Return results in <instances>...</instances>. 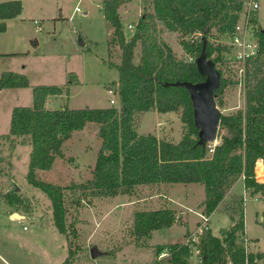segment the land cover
Returning a JSON list of instances; mask_svg holds the SVG:
<instances>
[{"label":"rangeland","instance_id":"1","mask_svg":"<svg viewBox=\"0 0 264 264\" xmlns=\"http://www.w3.org/2000/svg\"><path fill=\"white\" fill-rule=\"evenodd\" d=\"M258 2L257 27L264 30V0ZM22 4V14L9 21L6 32L0 33V76L4 72H16L29 81L27 88L0 90V246L5 247L6 251L1 254L9 264H62L70 253L69 264H167V249H164V257L163 251L158 254L157 249L183 241L187 232L198 237L196 231L205 222L198 217V222L194 223L181 215L176 223L178 225H174L165 235L154 232L138 239L133 232V216L138 211H151L154 208L151 207V192H154L151 186L139 187L131 195L109 198L94 197L90 195V190L79 188L92 179L100 148L98 125L88 124L86 129L64 143L61 147L62 157H55L50 170L36 171L38 180L64 190L66 235H61L51 223L52 208L47 196L28 184L29 141L26 138L3 137L9 133L12 110L30 107L33 102L32 88L36 86L64 89L62 95L49 97L44 105L47 110L64 107L118 108V98L114 97L118 73L110 65L121 62V51L116 44L110 43L113 30L110 31L103 17L102 0H22ZM77 6L80 11L73 14ZM151 12V0H122L119 16L125 40L135 33H130L126 26H136L142 15ZM156 25L157 40L169 46L178 60L186 58L180 45V34L168 32L160 23ZM196 38L187 37L185 40ZM209 41L223 49L221 59L215 65L223 85L215 96L217 109L222 116L234 115L244 110L245 100L244 88L238 84L228 61L229 40L220 36ZM140 56V45H137L133 55L135 64L139 63ZM109 88L114 96L108 92ZM111 99L114 104H110ZM154 112L135 117L136 132L178 143L187 129L180 121L181 112L167 115ZM218 133L222 135L225 132H217V144L220 142ZM257 167H260L259 173ZM254 173L257 183H263L264 165L256 164ZM194 187L197 188V200L204 199L203 186ZM11 212L25 217L19 220L14 214L13 222L8 217ZM241 213L244 215V228L236 233L235 244L245 251L247 240L246 249L253 256L250 264H264V197L260 194L252 195L238 182L234 192L227 194L214 214L213 230L226 225L217 233L222 240L224 236L221 231L232 227L230 222H221L223 215L237 221ZM206 223L209 229L211 221ZM39 236L42 239L46 236L48 242L53 240L54 249L58 246L55 242L58 239V257L51 256V259L49 256L48 260L42 259L40 262L32 255L40 253ZM163 243L168 245L161 246ZM22 248H26V252ZM92 251L96 252L95 256L91 254ZM224 259L225 264H232L228 254L224 255ZM188 264H201L194 247L191 248Z\"/></svg>","mask_w":264,"mask_h":264},{"label":"trees","instance_id":"2","mask_svg":"<svg viewBox=\"0 0 264 264\" xmlns=\"http://www.w3.org/2000/svg\"><path fill=\"white\" fill-rule=\"evenodd\" d=\"M121 4L122 0H102L101 7L104 19L113 30L110 43L121 51L120 64L110 65L118 73L115 83L118 108L47 110L46 99L62 95L64 89L36 86L32 88V105L12 110L9 133L3 136L29 141L31 152L26 179L49 199L57 231L67 234L64 190L38 180L36 171L50 170L55 157H62L63 143L91 123L99 126L101 144L92 179L79 186L90 190L91 196L131 195L135 189L151 185L198 184L205 191L202 203L205 217L217 209L240 179L245 190L264 197V182L257 183L254 173L257 161L264 165V30L258 31L259 56L247 66L244 110L220 116L218 132L225 133H218L220 142L211 155L206 146L197 144L198 131L188 91L184 87L164 88L167 83L204 81L195 61L204 43L207 59L215 65L220 61L223 49L209 39L228 37L232 33L242 11V0H151L152 12L139 18L129 40H125L122 32ZM21 11L20 0H0V33L6 31L4 22L17 18ZM157 23L168 32L180 34L186 58L178 60L169 46L157 40ZM187 37L197 38L187 41ZM137 45L141 56L135 64L133 55ZM27 87L29 81L22 74L4 72L0 76V90ZM151 111L181 112L180 121L187 129L178 143L160 140L152 134H137L135 117ZM230 220L234 224L229 230L221 231L222 240L213 236L210 229L203 230L199 236L195 248L201 264H225V254L232 264H244L243 250L235 244L236 233L244 228V215L241 213L237 221ZM176 222L175 212L169 209L138 211L133 216V232L136 238L142 239ZM164 249L169 253L167 264H188L191 257L188 245L174 243L158 248L157 253L161 254ZM70 257L71 253L63 264H69ZM249 258L252 261L253 256Z\"/></svg>","mask_w":264,"mask_h":264},{"label":"crops","instance_id":"3","mask_svg":"<svg viewBox=\"0 0 264 264\" xmlns=\"http://www.w3.org/2000/svg\"><path fill=\"white\" fill-rule=\"evenodd\" d=\"M21 3H22V0H20ZM102 7V6H101ZM23 4H22V11H21V14L23 12ZM120 9V8H119ZM123 13V11H122ZM20 14V15H21ZM19 15V16H20ZM18 16V17H19ZM17 17V18H18ZM104 17V16H103ZM121 17V16H120ZM16 19V18H15ZM15 19H12V20H15ZM12 20H6L4 23L6 24V30H7V25H8V22L9 21H12ZM259 23V22H258ZM107 24V22H106ZM130 25V24H128ZM260 25V24H259ZM108 26V24H107ZM261 26V25H260ZM111 31V29H110ZM6 32V31H5ZM120 63H116V65H119ZM16 73V72H15ZM117 95H115L116 97ZM51 97V96H50ZM49 99V97L46 99V101ZM45 101V103H46ZM148 113V112H147ZM154 113H157V112H154ZM158 115H167L169 113H166V114H159L157 113ZM87 127V126H86ZM86 127L84 129H86ZM83 129V130H84ZM83 130L81 131H78V132H74L71 136V138L74 136V134L76 133H80L82 132ZM138 134V133H137ZM140 135V134H138ZM71 138L69 140H67L65 143H67L68 141L71 140ZM100 141V139H99ZM174 143V142H173ZM100 144H101V141H100ZM64 145V143H63ZM62 145V147H63ZM100 149V148H99ZM242 180V179H241ZM241 180H238L234 185L233 187L229 190V192H234V187L235 185L238 183V182H241L242 184V188H244V185H243V181ZM179 185H182L183 187L182 188H179L177 186ZM198 184H161V185H151V191L154 190V192L152 193L151 192V207L153 206L154 208H151V211H154V210H159V209H169V210H172L175 212V215H176V219H177V222L178 223V220L180 219V216L181 215H184L185 217L187 216L189 220L191 221H194V223L198 222V217L201 218L203 217L202 215V210H203V207H202V203L204 201V199H200V200H197L196 198V191H197V188L194 187V186H197ZM145 187H148V186H145ZM228 192V193H229ZM227 193V194H228ZM227 194L225 195L224 199L226 198ZM163 198V199H162ZM223 199V200H224ZM223 202V201H222ZM221 202V203H222ZM221 205V204H220ZM220 205L217 207V209L208 217V222L211 221V224L209 226V229L212 231V235L215 236V237H218L217 233L218 231L220 232V228H226V225H222V226H219L220 228L217 230V231H214L213 230V224H212V219H213V216L214 214L216 213V211H218ZM16 215L18 216V219L19 220H22L23 217H25L24 215H20L18 212H11L8 214V217L9 219L11 220L12 218V221L14 222L15 220H13V215ZM52 214V213H51ZM199 215V216H198ZM183 220H185L183 218ZM221 222H223V224L225 223H231V225L233 226V222L230 220V218H228L226 215H223V218L221 220ZM53 223V221L51 222ZM174 224V225H178V224ZM208 223H206V226H207ZM171 226L170 228H167V229H163V230H158V231H153L151 234H154V232H161L162 234L165 235L166 232H168L172 227ZM183 226H186V225H183ZM55 227V226H54ZM57 230V229H56ZM40 232V231H39ZM41 234H43L41 232ZM190 233L187 232V234H185V237L183 241H180V242H176V243H184L186 241V239L188 237H190L192 235V233L189 235ZM52 235V234H51ZM46 236H44V239H42L40 236L37 238L39 240V244H40V253L38 255V253H34L32 254L36 259H38L40 262L41 260H48L49 259V256L51 257H58V254L57 253V250L56 249H59L60 248V244H59V241L58 239H56V244H58V246L54 249V246L52 244V242H48V239L45 238ZM47 238H49V236H47ZM168 245V243H163V244H160L161 246H165V245ZM172 244V243H171ZM22 250L24 252H26V248H22ZM6 253L5 251V247H2L0 246V262L1 264H9L6 260V258L1 254V253ZM166 252L163 250V254H165ZM51 257V259H52ZM48 262V261H47ZM64 262V261H63ZM49 263V262H48ZM63 264V263H62Z\"/></svg>","mask_w":264,"mask_h":264},{"label":"built area","instance_id":"4","mask_svg":"<svg viewBox=\"0 0 264 264\" xmlns=\"http://www.w3.org/2000/svg\"><path fill=\"white\" fill-rule=\"evenodd\" d=\"M243 6L242 11L239 15V19L232 31V33L227 37L229 40L228 43V61L232 68V73L236 75L238 84L245 88L246 78H247V66L251 61L258 58L259 56V42H258V27H257V12L259 10V2L258 0H242ZM79 7H75L74 13L79 12ZM37 24V22H34ZM135 25H127L126 29L133 33L135 31ZM189 61H192V58H189ZM108 92L113 95V91L109 88ZM114 96V95H113ZM115 97V96H114ZM110 104H114V100H110ZM216 144L214 142H209L206 144L208 154L211 155L214 151ZM262 164L260 161H257L256 164ZM263 165V164H262ZM264 177V175H263ZM256 181V176H255ZM257 182V181H256ZM204 222L200 225L198 230L196 231L199 236L202 234L203 229L206 228V222L208 219L206 217H202ZM195 234L191 235L184 242L185 245L191 249L194 247V251L199 253L195 248V245L198 243L196 238L199 239ZM192 238V239H191ZM248 241L246 240L245 251L244 253V264H250L251 260L249 257L251 254L248 249ZM164 257L165 255L162 254Z\"/></svg>","mask_w":264,"mask_h":264},{"label":"water","instance_id":"5","mask_svg":"<svg viewBox=\"0 0 264 264\" xmlns=\"http://www.w3.org/2000/svg\"><path fill=\"white\" fill-rule=\"evenodd\" d=\"M79 43L81 46L84 45L82 41ZM195 64L198 73L204 77V81L195 84L191 82L167 83L164 88L184 87L188 91L193 109L194 126L198 131L197 144L205 147L207 143L217 140L221 113L217 109L214 92L221 85V76L213 61L207 59L206 43L203 44ZM91 254L95 256L96 252L92 251Z\"/></svg>","mask_w":264,"mask_h":264},{"label":"bare ground","instance_id":"6","mask_svg":"<svg viewBox=\"0 0 264 264\" xmlns=\"http://www.w3.org/2000/svg\"><path fill=\"white\" fill-rule=\"evenodd\" d=\"M214 143L217 145L216 141Z\"/></svg>","mask_w":264,"mask_h":264}]
</instances>
